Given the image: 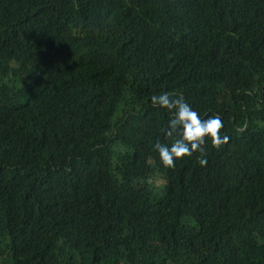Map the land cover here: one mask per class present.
Instances as JSON below:
<instances>
[{"label": "trees", "instance_id": "trees-1", "mask_svg": "<svg viewBox=\"0 0 264 264\" xmlns=\"http://www.w3.org/2000/svg\"><path fill=\"white\" fill-rule=\"evenodd\" d=\"M0 264H264V0H0Z\"/></svg>", "mask_w": 264, "mask_h": 264}, {"label": "clouds", "instance_id": "clouds-1", "mask_svg": "<svg viewBox=\"0 0 264 264\" xmlns=\"http://www.w3.org/2000/svg\"><path fill=\"white\" fill-rule=\"evenodd\" d=\"M154 107L165 109L170 118L161 128L165 141L159 138L154 143L162 167L172 169L185 157L197 154V163L203 167L207 158L205 143L219 147L228 140L223 134V121L218 114L200 113L183 96L171 91H160L150 97Z\"/></svg>", "mask_w": 264, "mask_h": 264}]
</instances>
